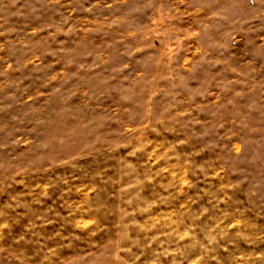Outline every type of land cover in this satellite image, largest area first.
Returning a JSON list of instances; mask_svg holds the SVG:
<instances>
[{"label":"clouds","instance_id":"1","mask_svg":"<svg viewBox=\"0 0 264 264\" xmlns=\"http://www.w3.org/2000/svg\"><path fill=\"white\" fill-rule=\"evenodd\" d=\"M0 264H264V0H0Z\"/></svg>","mask_w":264,"mask_h":264}]
</instances>
